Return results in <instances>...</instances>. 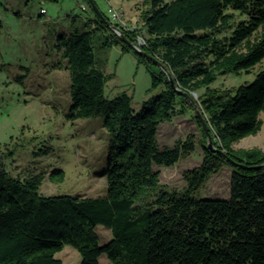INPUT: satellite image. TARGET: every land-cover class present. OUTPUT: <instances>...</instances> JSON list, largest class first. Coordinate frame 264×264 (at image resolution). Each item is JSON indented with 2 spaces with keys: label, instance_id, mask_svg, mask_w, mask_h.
Returning a JSON list of instances; mask_svg holds the SVG:
<instances>
[{
  "label": "trees",
  "instance_id": "trees-1",
  "mask_svg": "<svg viewBox=\"0 0 264 264\" xmlns=\"http://www.w3.org/2000/svg\"><path fill=\"white\" fill-rule=\"evenodd\" d=\"M83 1L93 18H85L80 31L73 17L71 30L57 33L55 48L66 59L60 69L70 81L68 119H104L108 192L100 198L42 195L45 176H12L3 163L12 153L3 154L0 264H63L56 255L67 246L78 252L80 264H100L102 255L111 264H264V152L234 148L264 126V0H150L139 14L148 34L142 50L162 62L176 87L197 95L216 151L207 149L190 101L177 94L161 69L151 71L150 60L112 33L108 16L100 12L107 23L102 21ZM123 35L134 42L132 34ZM116 46L145 65L151 90L161 88L139 111L125 92L105 96V53ZM256 67L250 83L212 87L219 76L248 74ZM178 116L193 118L201 138L160 145V126ZM196 144L204 157L184 173L185 190L164 188L154 167H173ZM224 167L231 169L229 199L196 197ZM64 177L53 171L48 179L61 183ZM98 226L112 233L104 246Z\"/></svg>",
  "mask_w": 264,
  "mask_h": 264
},
{
  "label": "rangeland",
  "instance_id": "rangeland-1",
  "mask_svg": "<svg viewBox=\"0 0 264 264\" xmlns=\"http://www.w3.org/2000/svg\"><path fill=\"white\" fill-rule=\"evenodd\" d=\"M94 2L105 16L114 8L135 23L139 11L147 9L150 0ZM89 14L92 12L83 0H0V156L12 153L3 158V163L14 177L43 174L40 192L45 196L100 198L108 192L109 136L104 119L101 116L68 119L70 81L67 70L60 69L66 59L55 48L57 33L70 31L73 17H77L74 27L81 31ZM105 55V72L109 76L104 92L107 98L125 92L132 99L133 109L139 111L144 101L161 91V88L151 90L150 73L133 53L123 55L120 48L114 47ZM150 69L156 74L160 72L155 65ZM259 70L256 67L248 74L219 76L212 87L229 89L250 83ZM189 136L201 138L194 119L178 116L160 126L158 141L162 146L172 147ZM234 148H259L264 152V126L257 136L243 139ZM203 157V148L196 144L195 151L173 167L155 166L160 184L169 191L183 192L187 186L184 173L199 166ZM53 171H63L64 181L51 182L48 176ZM230 183L231 169L224 167L196 197L229 199ZM96 233L101 246L113 238L103 226H98ZM56 258L63 264L81 261L78 252L69 246ZM99 262L111 264L106 255Z\"/></svg>",
  "mask_w": 264,
  "mask_h": 264
},
{
  "label": "water",
  "instance_id": "water-1",
  "mask_svg": "<svg viewBox=\"0 0 264 264\" xmlns=\"http://www.w3.org/2000/svg\"><path fill=\"white\" fill-rule=\"evenodd\" d=\"M90 7L94 10V12L99 16V18L106 22L105 18L103 17V15L97 10L96 6L94 5V3L92 2V0H86ZM107 23V22H106ZM108 27L111 31L113 30H117L116 27H114L113 25L108 23ZM119 37L121 38V40L123 41V43L127 46H129V48L136 53L139 56L145 57L148 60H150L155 66L159 67L167 76V79L171 85L172 88H174V90L177 92L178 95L183 96L185 98H187L190 103L193 105L194 107V112L196 117L198 118L200 125L202 127V130L205 133L206 139H207V149H209L210 151H216V149L214 148L213 145V141H212V136L209 133L208 127L206 125V122L204 120V117L202 115V113L200 112V110L198 109L197 104L195 103V99L197 98V95L195 93H190L188 94L187 92L182 91L181 89H179L178 87H176V84L174 82V79L172 77V75L170 74V72L166 69V67L162 64V62H160L158 59H156L155 57L145 53L143 50L138 49L135 44L133 42H131L130 40H128L123 33H120ZM218 152L220 154L225 155V153L221 150H218Z\"/></svg>",
  "mask_w": 264,
  "mask_h": 264
},
{
  "label": "built area",
  "instance_id": "built-area-1",
  "mask_svg": "<svg viewBox=\"0 0 264 264\" xmlns=\"http://www.w3.org/2000/svg\"><path fill=\"white\" fill-rule=\"evenodd\" d=\"M85 10L84 7H82ZM42 13H45L42 10ZM108 18L110 24L117 28L112 33L119 36L120 33H129L133 35L134 44L138 49H141L146 45L148 34L146 29L143 27L142 22L138 19L135 23H129L124 19L123 13L117 11L114 8L108 10Z\"/></svg>",
  "mask_w": 264,
  "mask_h": 264
},
{
  "label": "crops",
  "instance_id": "crops-1",
  "mask_svg": "<svg viewBox=\"0 0 264 264\" xmlns=\"http://www.w3.org/2000/svg\"><path fill=\"white\" fill-rule=\"evenodd\" d=\"M83 11H85V10H83ZM139 12H141V11H139ZM140 14V13H139ZM123 16H124V19L127 21V22H129V23H131V20L128 18V17H126L125 16V13H123ZM93 18V15L92 14H89L87 17H86V19H92ZM138 18H139V15H138ZM85 19V18H84ZM120 48V51H121V53L124 55V54H126L125 52H123L122 51V48L120 47V46H116L115 48ZM114 48V47H113ZM128 54V53H127Z\"/></svg>",
  "mask_w": 264,
  "mask_h": 264
}]
</instances>
